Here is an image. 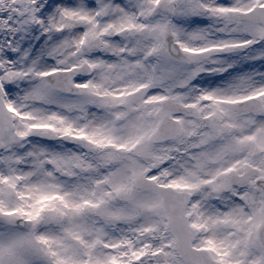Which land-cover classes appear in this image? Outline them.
<instances>
[{
	"label": "snow or ice",
	"instance_id": "snow-or-ice-1",
	"mask_svg": "<svg viewBox=\"0 0 264 264\" xmlns=\"http://www.w3.org/2000/svg\"><path fill=\"white\" fill-rule=\"evenodd\" d=\"M0 264H264V0H0Z\"/></svg>",
	"mask_w": 264,
	"mask_h": 264
}]
</instances>
